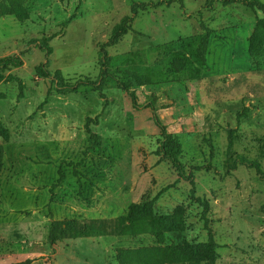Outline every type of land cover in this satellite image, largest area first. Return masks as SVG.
Returning <instances> with one entry per match:
<instances>
[{"label":"rangeland","instance_id":"obj_1","mask_svg":"<svg viewBox=\"0 0 264 264\" xmlns=\"http://www.w3.org/2000/svg\"><path fill=\"white\" fill-rule=\"evenodd\" d=\"M168 1L34 0L30 21L0 18V59L18 56L24 64L5 71L0 84V264H117L119 248L160 244L151 235L112 236L51 248V221H114L149 201L161 215L184 211L186 232L167 234L163 245H202L211 231L217 264H264V180L250 165L230 176L224 167L232 140L264 173V54L249 55L264 16L244 0H182L184 10ZM133 3L146 7L133 16ZM126 17L134 18L133 32L110 56L146 55L203 34L205 25L212 42L201 78L139 89L137 107L112 87L103 96L89 86L61 94L58 71L72 86L98 79L100 48ZM44 38L51 55L39 46ZM44 65L50 78L37 74ZM89 119L98 146L86 133ZM158 123L180 142L185 178L158 154ZM59 172L64 181L52 191ZM198 199L209 202L207 227Z\"/></svg>","mask_w":264,"mask_h":264},{"label":"trees","instance_id":"obj_2","mask_svg":"<svg viewBox=\"0 0 264 264\" xmlns=\"http://www.w3.org/2000/svg\"><path fill=\"white\" fill-rule=\"evenodd\" d=\"M34 0H2L0 2V18L13 17L20 23L30 21L28 6ZM177 3L176 0H169L167 6ZM181 9L185 6L182 0H178ZM246 8L259 11L264 16V4L259 0H244ZM146 6H139L133 3L132 14L137 16ZM134 18L126 17L117 25L109 41L101 46L99 52L100 73L98 79L85 84L72 86L65 80L61 71L55 75L57 87L61 94L75 93L80 87H91L101 96L108 88H115L124 93L134 107L138 106L137 91L149 87H163L180 85L186 86L201 78L202 70L207 66L212 32L205 25H202L203 34L180 39L168 44L157 46L148 50L146 55H125L110 56L108 50L117 47L130 32H133L131 24ZM49 40L44 38L39 43L42 50L51 55ZM156 54L158 60L149 64L147 55ZM264 54V18L259 19L254 32L249 39V55L257 58ZM21 57L10 56L0 59V84L6 80L4 72L10 69L23 67ZM48 65V64H46ZM41 66L37 74L43 78H50L52 75ZM22 92L23 85L20 84ZM161 129L162 143L160 152L166 160L172 163L181 178H185L182 164V148L178 139L171 134L167 127L158 123ZM86 133L94 146L101 143L102 138L96 135L90 126V119L87 121ZM261 153L264 156V138L261 141ZM250 165L252 169L264 180V173L256 162H251L246 156L234 150L232 140L228 146L225 170L228 176L236 171L238 166ZM3 170V150L0 149V180ZM64 181V175L59 172V179L54 189L59 188ZM191 196L195 199L196 189L192 182ZM1 196V192H0ZM204 208L203 220L208 224L207 215L210 211L209 202L198 199ZM187 230L184 211L178 208L172 215H161L155 210V201L132 204L125 216L114 221H91L81 222L79 220H53L48 230V244L54 248L59 243L78 239H95L104 237H137L142 235L154 236L159 246L142 247L137 249L119 248L115 251V262L117 264H217L219 259L218 245L209 231V240L202 245L181 243L178 245H163L164 237L167 234L181 235Z\"/></svg>","mask_w":264,"mask_h":264}]
</instances>
